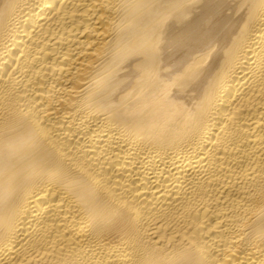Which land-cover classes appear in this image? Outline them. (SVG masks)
<instances>
[{
  "label": "bare ground",
  "instance_id": "1",
  "mask_svg": "<svg viewBox=\"0 0 264 264\" xmlns=\"http://www.w3.org/2000/svg\"><path fill=\"white\" fill-rule=\"evenodd\" d=\"M0 264H264V0H0Z\"/></svg>",
  "mask_w": 264,
  "mask_h": 264
}]
</instances>
